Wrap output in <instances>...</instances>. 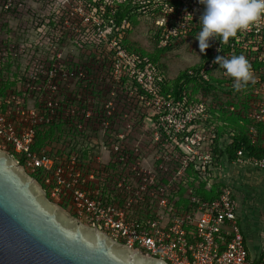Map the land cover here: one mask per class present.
I'll list each match as a JSON object with an SVG mask.
<instances>
[{"label":"built area","instance_id":"built-area-1","mask_svg":"<svg viewBox=\"0 0 264 264\" xmlns=\"http://www.w3.org/2000/svg\"><path fill=\"white\" fill-rule=\"evenodd\" d=\"M59 1L64 21L56 22V37H47L46 44L67 36L90 46L85 58L107 67L109 99L98 102L92 89L86 97L79 95L87 73L82 67H67L61 53L35 52L39 39L18 38L4 30L16 27L24 0H0V58L16 56L27 63L21 64L26 80L18 92L0 97V103L5 101L0 108V148L30 174L43 173L42 187L52 201L66 203L79 221L141 254L167 264H264V243L256 250L247 246L234 188L222 177L228 157H222L219 168L212 166L216 132L207 123L211 100H191L184 88L178 97L166 93L160 63L152 54L128 47L132 15L137 24L149 25V36L160 50L190 38L198 45L195 35L204 6L198 0ZM125 3L132 11L118 20V7ZM209 44L188 74L195 83L233 89V78L213 60L218 55L246 57L255 82L247 83L254 89L242 91L261 98L253 97L246 107L255 142V123L264 121V16L227 42L217 36ZM223 107L239 109L234 103ZM54 123L63 124L66 140L98 141L91 164H81L79 151L67 147L54 156L33 149L38 128ZM133 125L142 129L130 133ZM223 141L230 144L233 139L221 137V148ZM234 153L235 163L264 168V156H246L242 146ZM209 170H214L212 176ZM215 180L220 186L214 198L195 192L200 185L211 191Z\"/></svg>","mask_w":264,"mask_h":264},{"label":"rangeland","instance_id":"rangeland-1","mask_svg":"<svg viewBox=\"0 0 264 264\" xmlns=\"http://www.w3.org/2000/svg\"><path fill=\"white\" fill-rule=\"evenodd\" d=\"M58 6H61V1L59 0H24V10L18 13L14 34L11 33V35L22 39H39L41 41L40 44L34 45L36 47L35 52L40 54L44 52L49 54L61 53L63 56L67 57L65 62L67 67V62L71 60L76 61L77 69L82 67L83 70L87 72L86 77L81 79L79 83V86L82 87L81 94L79 95L86 97L92 89L91 95L95 97L98 102L106 101L109 99L107 97V88H105L108 84V78H104L106 73L105 69L107 67H105V64L101 61H90L89 58H85L86 53L91 50L90 46H82L74 39H70L67 36H65L61 42L52 44L51 41H49V43L46 44L47 37L52 40L56 37L55 31L52 30L56 22L60 19L64 21ZM148 26V24L144 26L137 24V27H134V30L130 33L128 44H130L134 50L158 57L164 69L163 71L170 81L175 79L182 71L188 70L192 66L194 67L198 64L200 60V50L193 38L182 41L168 50L161 51L160 48L156 47L154 40L149 36L147 30ZM6 27L10 29L8 26ZM11 32H13V30H11ZM160 52L162 53L160 54ZM257 86L259 88L260 84L258 83ZM245 88L254 89L253 86L249 87L248 84H246L237 92L236 90L234 91V89L223 88H215L214 91H209L207 93L202 91L203 95H208L210 97L204 99H210L215 105L214 109L217 110V113H215V111L212 113L211 119L214 120V122H218L223 115L225 119H227V116H230V118L233 117V119L237 118V113L240 111H230L223 106L226 104L233 105L234 103L245 109L250 99L253 97L255 99H258V97L260 98L259 95L251 97L253 94L243 92L242 90ZM22 91L23 90H20V93ZM16 92L18 91L16 90ZM68 92L69 90H66V93ZM3 96H5V94ZM245 111L248 113L247 108ZM220 113L223 114L220 115ZM261 114H264V112ZM131 117L132 116L129 118L130 120L140 119ZM219 123L223 124L222 121H219ZM227 123L228 120H225L224 124ZM249 123H251L250 120ZM257 123L264 124V121L260 120L255 123L256 141L261 140V145L264 146V127H258ZM137 127L140 130L142 129L140 126L133 125V127L130 128V133H138ZM249 130L250 128L248 127V131ZM142 132L144 133V131ZM225 135L226 133H223L221 137ZM230 138H232V136H230ZM226 143L227 142L222 143V147H225V145H227ZM221 168L223 179H229V183L233 186L235 191L237 215L239 218L238 223L245 235L246 244L251 250H256L259 247L258 245L264 243V168L253 167L242 162L235 163L234 159H229L227 165H223ZM68 212L71 213V211Z\"/></svg>","mask_w":264,"mask_h":264},{"label":"water","instance_id":"water-1","mask_svg":"<svg viewBox=\"0 0 264 264\" xmlns=\"http://www.w3.org/2000/svg\"><path fill=\"white\" fill-rule=\"evenodd\" d=\"M0 264L167 263L79 221L0 148Z\"/></svg>","mask_w":264,"mask_h":264},{"label":"trees","instance_id":"trees-1","mask_svg":"<svg viewBox=\"0 0 264 264\" xmlns=\"http://www.w3.org/2000/svg\"><path fill=\"white\" fill-rule=\"evenodd\" d=\"M128 7L129 5L126 3L122 5L121 7H118L117 14H116V17L118 18V20H120L123 16H125L126 13H129V11H132V10H128ZM134 7H135V10L138 9L137 6H134ZM132 18H133L132 22L135 27V25H137L136 15H132ZM14 29H7V27L4 28V30L6 31L8 30L7 32H11V30H13L14 32ZM128 47L133 48L130 44H128ZM172 47H174L173 44L162 49L161 51L168 50ZM161 53L162 52H160V54ZM152 57L155 62L161 63L158 60V57L156 56H152ZM2 59L3 58H0V78H1V84H2V87L0 90V97L3 96L4 94H7L8 92L7 88L10 87L11 85H14V84L17 85L21 81L26 80V73L21 67V64H25L23 60L17 59L16 56L11 57L8 61L2 60ZM67 64H68V67L75 68L77 65V62L71 60L67 62ZM191 68L195 69V66L194 67L192 66ZM164 76H165V79H164L165 82L163 84V89L165 90L166 93L170 94L173 97L181 96L182 95L181 91L183 88L186 89V96L187 97L189 96L191 100H195L196 98H200V97H202V99L210 98L208 95H203L202 91L207 93L209 91L215 90V87H213L212 85H209L207 82H204L201 84L195 83L196 79L192 78L188 74V70L182 71L180 74H178L175 77V79L171 81L167 78L165 72H164ZM191 81H194V83L193 85L189 86V83H191ZM32 93L35 94V91L32 90ZM34 94H32L33 97H36V95ZM238 107L239 109L237 110V112L239 111L240 112L237 113L238 114L237 118L233 119V117L230 118V116H227L226 117L227 119H225L223 115L222 117H220L222 120L219 119V121L223 122L222 124V123H219V121L214 122V120L211 119L212 113L214 111L215 113H217V110L214 109V104L212 101L209 103V111H210L211 117L209 119L208 125L209 126L213 125L212 130H215L216 132V137L212 144V152H213V157H214L213 158L214 163L212 164L213 168H219L220 166H222L221 159L224 155L227 156L228 159H233L234 154H235L234 153L235 149H237L240 146L244 148L246 156L248 155H255L258 157L264 156V146L261 145L262 141L257 140L253 142L250 138V133L248 131V125L250 124L249 123L250 119L248 118V113H246L245 111L246 108L244 109L241 106H238ZM221 114L223 113H220V115ZM224 119L228 120L227 124H224V121H225ZM257 124H258L257 125L258 127H264V124H260V123H257ZM61 127L63 128V124H60V123L59 124L54 123L52 126L39 127L36 137L34 138L33 149H35V151L42 150L44 144H46L49 141L50 142L52 141L50 140L51 139L50 135H53V133H55V131L57 130L59 131ZM223 133H226L229 136H232L233 141L232 143L225 145V147L223 146L224 148H221L219 146V143H220L221 135H223ZM69 146H71L70 147L71 151L76 152V149H74L75 148L74 144L69 145ZM14 156L17 157V155H14ZM20 161L22 162V159ZM213 173H214V170H209L208 174L209 176H212ZM31 175L34 176V178L44 187V183L42 179L43 173L41 171H38L35 174L31 173ZM219 186L220 184L216 182L215 180L211 191H206L203 188V185H200V187L197 188L195 192L203 196L204 198L210 199V198H214L217 195V192L219 191L218 190ZM62 205L65 208H67V205L65 203H63Z\"/></svg>","mask_w":264,"mask_h":264},{"label":"clouds","instance_id":"clouds-1","mask_svg":"<svg viewBox=\"0 0 264 264\" xmlns=\"http://www.w3.org/2000/svg\"><path fill=\"white\" fill-rule=\"evenodd\" d=\"M198 3L204 6L198 18L200 30L195 35L201 53L210 46V38L219 36L220 42H227L229 37L247 30L264 16V0H198ZM213 63L233 78L232 87L236 91L255 82L251 65L244 55H218Z\"/></svg>","mask_w":264,"mask_h":264},{"label":"flooded vegetation","instance_id":"flooded-vegetation-1","mask_svg":"<svg viewBox=\"0 0 264 264\" xmlns=\"http://www.w3.org/2000/svg\"><path fill=\"white\" fill-rule=\"evenodd\" d=\"M18 85H20V83H18L17 85L14 84V85H11L10 87H8V89H7L8 92H7V94H5V96H8V95L10 96L14 93H17L16 90H17ZM4 104H5V101L1 100L0 108H1V105H2V107H4ZM63 135H64L63 128L61 127L59 131L57 130V131H55V133H53V135H50V138H51L50 140H52V141L51 142L49 141L50 143L47 142L46 144H44L42 149L45 150L50 156H54V154H57L58 152H64L65 147H67V149H70L69 145L74 144L75 145L74 149L79 151L80 157L78 158V161L81 164H83L84 162L85 163L88 162L87 164H91L93 162L92 157L94 156L96 146L98 148V145H97L98 141H94V140H90V139H84V140H79V141H72V140L69 141V140L64 139ZM35 137H36V134H35ZM59 205L62 206L63 208H65L62 204H59ZM65 209L67 210L68 206ZM68 211H71V213L73 215L72 210L68 209Z\"/></svg>","mask_w":264,"mask_h":264}]
</instances>
